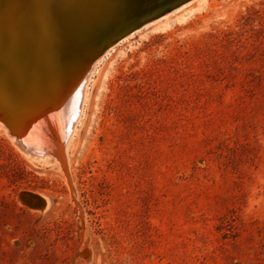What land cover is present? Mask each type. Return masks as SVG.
<instances>
[{
	"label": "rangeland",
	"instance_id": "374dc122",
	"mask_svg": "<svg viewBox=\"0 0 264 264\" xmlns=\"http://www.w3.org/2000/svg\"><path fill=\"white\" fill-rule=\"evenodd\" d=\"M135 29L96 60L67 167L0 121V264H264V0Z\"/></svg>",
	"mask_w": 264,
	"mask_h": 264
},
{
	"label": "bare ground",
	"instance_id": "6f19581e",
	"mask_svg": "<svg viewBox=\"0 0 264 264\" xmlns=\"http://www.w3.org/2000/svg\"><path fill=\"white\" fill-rule=\"evenodd\" d=\"M189 1L0 0V18H11L6 33L0 19V121L30 162L67 167L97 58Z\"/></svg>",
	"mask_w": 264,
	"mask_h": 264
},
{
	"label": "water",
	"instance_id": "95a60500",
	"mask_svg": "<svg viewBox=\"0 0 264 264\" xmlns=\"http://www.w3.org/2000/svg\"><path fill=\"white\" fill-rule=\"evenodd\" d=\"M111 1H113L114 3L117 2V0H111ZM173 2H175V0H173ZM106 4H107V2H106ZM0 9H1V5H0ZM0 19H1V23H2V26H3L4 32L6 33V29L8 30V26H10L9 22H11V20H10L11 18H9V19L8 18L7 19L6 18H0ZM147 19H145L144 21L138 22L137 28H140L143 25H145ZM0 29H2V28H0ZM31 41L32 40L27 41L28 42V44H27L28 47H30ZM14 43L18 44L17 42H14ZM11 116H12V114H11ZM24 199L33 209L44 210L47 207L48 198L43 196V195H35V194H32V193H26L24 195Z\"/></svg>",
	"mask_w": 264,
	"mask_h": 264
}]
</instances>
